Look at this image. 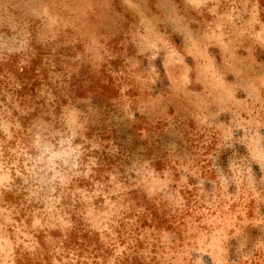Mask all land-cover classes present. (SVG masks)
Returning a JSON list of instances; mask_svg holds the SVG:
<instances>
[{"label": "rangeland", "instance_id": "rangeland-1", "mask_svg": "<svg viewBox=\"0 0 264 264\" xmlns=\"http://www.w3.org/2000/svg\"><path fill=\"white\" fill-rule=\"evenodd\" d=\"M0 264H264V0H0Z\"/></svg>", "mask_w": 264, "mask_h": 264}]
</instances>
